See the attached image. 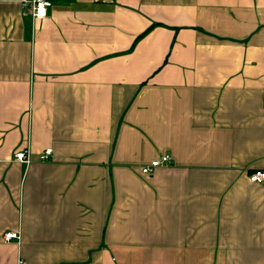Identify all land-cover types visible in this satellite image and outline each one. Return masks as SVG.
Segmentation results:
<instances>
[{
    "label": "crops",
    "instance_id": "1",
    "mask_svg": "<svg viewBox=\"0 0 264 264\" xmlns=\"http://www.w3.org/2000/svg\"><path fill=\"white\" fill-rule=\"evenodd\" d=\"M24 1L0 0V264H264V0Z\"/></svg>",
    "mask_w": 264,
    "mask_h": 264
},
{
    "label": "built area",
    "instance_id": "2",
    "mask_svg": "<svg viewBox=\"0 0 264 264\" xmlns=\"http://www.w3.org/2000/svg\"><path fill=\"white\" fill-rule=\"evenodd\" d=\"M24 14L32 16L33 21L44 20L48 17L49 8L51 7V1L49 0H26L23 2ZM52 149H47L43 154L40 155L41 161L49 160ZM17 161L20 160L22 163L30 164L31 158L28 151H20L15 155ZM173 158L171 155L166 154L159 159L154 160L149 165H145L142 168V173L145 175L152 174L157 168L164 165H172ZM250 181L253 183L262 184L264 183V170H258L250 175ZM14 239H20L19 232H7L4 235V241L9 242Z\"/></svg>",
    "mask_w": 264,
    "mask_h": 264
}]
</instances>
